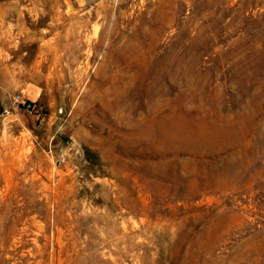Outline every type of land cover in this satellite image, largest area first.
Listing matches in <instances>:
<instances>
[{"label": "rangeland", "instance_id": "1", "mask_svg": "<svg viewBox=\"0 0 264 264\" xmlns=\"http://www.w3.org/2000/svg\"><path fill=\"white\" fill-rule=\"evenodd\" d=\"M0 264H264V0H0Z\"/></svg>", "mask_w": 264, "mask_h": 264}, {"label": "built area", "instance_id": "2", "mask_svg": "<svg viewBox=\"0 0 264 264\" xmlns=\"http://www.w3.org/2000/svg\"><path fill=\"white\" fill-rule=\"evenodd\" d=\"M28 113H36L35 104L31 101L21 100L19 96L14 98Z\"/></svg>", "mask_w": 264, "mask_h": 264}]
</instances>
